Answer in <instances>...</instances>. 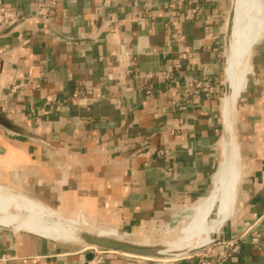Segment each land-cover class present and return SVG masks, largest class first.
<instances>
[{
    "label": "crops",
    "instance_id": "obj_1",
    "mask_svg": "<svg viewBox=\"0 0 264 264\" xmlns=\"http://www.w3.org/2000/svg\"><path fill=\"white\" fill-rule=\"evenodd\" d=\"M232 4L199 3L189 18L166 0H0L25 16L0 29V115L29 134L0 127V185L95 231L140 240L149 230L150 243L182 231L222 159ZM251 47L234 114L235 203L215 234L239 252L221 260L213 243L204 264H264V28ZM193 79L209 80L208 94ZM75 89L85 92L76 101ZM85 248L0 226L9 264H73L91 257ZM107 264L202 263L114 253Z\"/></svg>",
    "mask_w": 264,
    "mask_h": 264
},
{
    "label": "bare ground",
    "instance_id": "obj_2",
    "mask_svg": "<svg viewBox=\"0 0 264 264\" xmlns=\"http://www.w3.org/2000/svg\"><path fill=\"white\" fill-rule=\"evenodd\" d=\"M263 4L264 0H233L234 16L231 36L229 37L228 43L227 62L225 64V79L231 86L234 99H237L238 82L242 67L245 68L246 66L245 69L248 71L247 73H249L250 64L248 65V62L250 60L251 46L261 36L264 28V15H261ZM245 81L246 79H244V82ZM226 104L227 100L222 98V112H224ZM233 130L231 124L229 139L227 141L221 140L222 159L213 188L206 197L201 208L197 214L180 229L182 231L168 238L161 239L167 246L166 252H185L205 246L209 241L210 234H216L220 225L230 216L235 203L234 191L239 175V170H237L239 151ZM4 188L5 187L0 186V194L2 198L4 200L6 199L9 203L0 207V225L14 229H26L33 233L46 235L54 239L67 240L72 237L63 229L49 226L43 222V217L53 215L56 212L25 195ZM11 208L16 210V212L12 213L10 211ZM212 212H214L215 218L209 220V216ZM10 215L15 218L24 219L12 223L8 218ZM69 220L79 224L71 219ZM181 220L182 218H180L178 222ZM82 226L91 229L85 225ZM96 231L120 239H125L126 237L132 238L129 234L120 231ZM164 232L165 231H163V233ZM135 241L149 243V240L144 239H137Z\"/></svg>",
    "mask_w": 264,
    "mask_h": 264
},
{
    "label": "water",
    "instance_id": "obj_3",
    "mask_svg": "<svg viewBox=\"0 0 264 264\" xmlns=\"http://www.w3.org/2000/svg\"><path fill=\"white\" fill-rule=\"evenodd\" d=\"M233 4L231 11L227 18L226 25V39H227V55H228V43L229 37L231 36L232 23H233ZM227 62V57H226ZM232 89L227 80H224V92L223 98L227 100V104L225 105L224 112H222V140L227 141L230 137V127L232 124L233 133L235 136V124H234V114L236 110V100L232 96ZM0 127L5 129L6 131L29 136V134L18 126L13 124L9 119L0 115ZM1 186V185H0ZM213 213V212H212ZM211 215V214H210ZM43 222L49 226H55L63 229L72 237L67 240L77 241L86 246L96 247L100 249L110 250L113 252H117L120 254H125L129 256L135 257H143L155 260H175L190 257L201 250L207 248L213 243L219 242V238L215 236V233L210 234V238L208 243L205 246L194 248L188 251H180V252H166L167 246L165 243L160 241L159 243H143L132 241L128 239H120L115 237H110L104 234H101L95 230H91L86 228L80 224H76L69 219L63 218L56 213L50 216H45L42 218ZM3 226V225H0ZM10 229H14L8 226H3ZM14 230H25L26 229H14Z\"/></svg>",
    "mask_w": 264,
    "mask_h": 264
},
{
    "label": "built area",
    "instance_id": "obj_4",
    "mask_svg": "<svg viewBox=\"0 0 264 264\" xmlns=\"http://www.w3.org/2000/svg\"><path fill=\"white\" fill-rule=\"evenodd\" d=\"M168 10L171 12H186L187 17L192 18L195 16L199 9V3L208 4L211 0H166ZM35 15H43V10H38L34 13ZM25 20V16L18 14L15 11L7 10L0 6V29L8 28L22 23ZM18 85H13L12 90L16 89ZM189 87L194 90H198L205 94H208L210 88L209 80H199L193 79L189 83ZM85 92L75 89L71 92L70 98L74 101L83 97ZM162 153V151H159ZM221 249L218 250V256L221 260L227 259L232 255L239 252V244L235 240H226L219 242ZM86 251L91 253V257L88 260H82L73 264H107V256L117 252L110 250L100 249L96 247L86 246ZM210 253V248L207 247L200 252L192 255L199 256L201 258V263L204 264V258ZM191 257V256H190ZM12 258L8 255L0 256V264H9Z\"/></svg>",
    "mask_w": 264,
    "mask_h": 264
},
{
    "label": "rangeland",
    "instance_id": "obj_5",
    "mask_svg": "<svg viewBox=\"0 0 264 264\" xmlns=\"http://www.w3.org/2000/svg\"><path fill=\"white\" fill-rule=\"evenodd\" d=\"M250 61V60H249ZM250 64V62H248V65ZM245 68H246V66H245ZM244 67H242V70H241V75H240V77H239V82H238V93H240V91L242 90V88L244 87V79H246V77H245V75H244V72H245V69ZM248 72V71H247ZM246 74V73H245ZM247 76V75H246ZM4 189H7V190H9V191H11V189L10 188H8V187H5ZM10 211L12 212V213H15L16 212V210H14V209H10ZM213 218H215V214H214V212L213 213H211V215L209 216V220L210 219H213ZM160 229H163V227H159V226H156L155 227V230H160ZM121 232V231H120ZM125 232V231H124ZM123 232V233H124ZM148 232H149V230L148 231H146V236H141V235H139V237H140V239H144V240H147V238H149V236H148ZM131 237H133L132 235H130ZM125 239H128V240H137V239H134V238H129V237H126ZM160 241H156V242H154V243H159Z\"/></svg>",
    "mask_w": 264,
    "mask_h": 264
}]
</instances>
